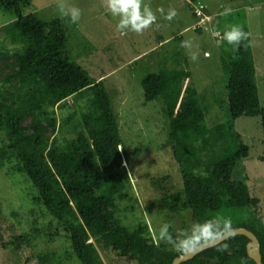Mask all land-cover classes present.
<instances>
[{
    "label": "trees",
    "instance_id": "trees-1",
    "mask_svg": "<svg viewBox=\"0 0 264 264\" xmlns=\"http://www.w3.org/2000/svg\"><path fill=\"white\" fill-rule=\"evenodd\" d=\"M31 1L0 0V9L15 17L0 27V40L9 44L0 43V170L10 166L25 177L31 192L28 200L48 219L40 232L51 239L64 238L65 256L79 264L131 259L138 264H171L183 253L153 238L146 222L126 226L118 216V203L132 199L127 192L131 182L110 94L102 80L93 79L63 51L67 19L44 21L26 13ZM192 14L200 20L193 9ZM194 29L200 32L202 26ZM223 42L231 49L221 59L228 76L224 96L229 117L260 118L263 152L259 159L264 162V107L259 103L249 36L238 48ZM180 60L176 62L184 67H160L140 81L143 103L160 104L165 144L180 177V190L163 193L157 202L173 214L190 212L195 223L230 219L232 229L244 228L256 236L264 264V218L255 214L259 200L250 195L247 177L235 176L249 148L236 133L237 149L216 157V144L227 130L209 128V103L193 86L186 58ZM70 98L75 105L83 101L84 106L66 110L58 122L55 110L65 107ZM68 126L71 136L60 138ZM166 179H151V184L161 188ZM244 209L245 216L240 212ZM38 236L21 234L5 244L0 235V246L18 249ZM247 242L244 236H232L181 264H254L246 254ZM223 243L228 250L218 251ZM51 258L58 255L42 253L38 262L50 264Z\"/></svg>",
    "mask_w": 264,
    "mask_h": 264
},
{
    "label": "rangeland",
    "instance_id": "rangeland-1",
    "mask_svg": "<svg viewBox=\"0 0 264 264\" xmlns=\"http://www.w3.org/2000/svg\"><path fill=\"white\" fill-rule=\"evenodd\" d=\"M59 2L32 0L25 12L34 13L44 21L59 19ZM64 2L79 7L82 15L77 23L66 18L67 40L63 51L93 79L102 80L111 96L121 138L127 149L131 182L127 192L132 199L118 203V216L122 223L131 226L144 221L153 238L165 224L171 225L176 237L189 231L195 224L190 212L173 214L161 209L157 202L163 193L169 195L180 190V177L170 148L165 144L166 123L160 104L157 101L144 104L140 87L143 77L157 72L160 67H184L176 62L184 57L193 86L203 94L206 104L209 103L206 112L209 128L222 126L218 127L219 130H227V136L216 144V157H226L237 149V137L233 135L236 133L249 148L247 158L238 162L235 176L239 179L247 177L250 195L259 200L255 214L264 218V162L259 159L263 152L260 118L229 117L227 98L224 96L228 76L221 63L222 57L231 52L223 42L227 28H246L256 71L259 103L263 108L264 0H141L142 15L150 9L156 21L140 34L130 31L129 25L127 35L117 31L120 16L112 15L105 0ZM159 9L164 10L163 14ZM171 9H175L177 15L169 21L164 16ZM192 9L204 20L200 32L194 29L200 20L193 16ZM14 19L11 11L0 9V27ZM183 41L186 42L185 47H181ZM0 43L9 47L2 39ZM192 54H197L195 61L191 59ZM78 105L83 107L84 102ZM78 105L71 98L66 100L65 107L55 110L57 121L60 116H65L66 110L78 109ZM70 126L63 130L60 138L71 136ZM162 176L167 179L161 188L151 184V179ZM29 194V184L23 175L10 166L0 170V235L3 242L7 244L21 234L31 236L39 233L38 237L31 238L30 243L20 245L18 249L10 245L7 248L0 246V264H39L38 255L47 252L58 255V258H51L50 264H79L72 257L65 256L68 244L64 238L51 239V235L40 232L48 219L43 217L38 207L31 205L27 197ZM152 202H155V206ZM240 212L245 216L247 211L244 209ZM233 215V219H236ZM118 264L138 263L131 259Z\"/></svg>",
    "mask_w": 264,
    "mask_h": 264
},
{
    "label": "clouds",
    "instance_id": "clouds-1",
    "mask_svg": "<svg viewBox=\"0 0 264 264\" xmlns=\"http://www.w3.org/2000/svg\"><path fill=\"white\" fill-rule=\"evenodd\" d=\"M105 3L113 16H120L116 28L123 35H127L129 25L131 26L130 31L140 34L156 21V16L150 9L142 15L141 0H105ZM57 9L61 18H68L72 23L79 22L82 15V10L79 7L68 5L64 0H60L57 4ZM159 11L162 14L164 12L163 9H159ZM176 15V10L171 9L164 18L170 21ZM247 37L248 33L243 30L242 26H231L230 30L224 33V39L235 48H238ZM185 46L186 42L183 41L181 47ZM205 55L208 54L206 53ZM191 59L195 61L197 54H192ZM170 227V224H165L159 230L156 238L158 241L169 244L174 250L182 253L194 252L201 245L213 240H220L222 237L227 238L232 231L231 220L223 217L206 220L203 223H195L189 231L177 237H174L169 231ZM217 250L227 251L228 245L223 243L217 247Z\"/></svg>",
    "mask_w": 264,
    "mask_h": 264
},
{
    "label": "water",
    "instance_id": "water-1",
    "mask_svg": "<svg viewBox=\"0 0 264 264\" xmlns=\"http://www.w3.org/2000/svg\"><path fill=\"white\" fill-rule=\"evenodd\" d=\"M238 235L244 236L248 240V242L246 244L247 256L254 262V264H262L260 249H259V242H258L256 236L252 232H250L244 228H235V229H232V231L229 233L227 238L232 237V236H238ZM227 238L222 237L220 240H213L207 244L201 245V247L198 248L194 252L183 253V254L177 256L176 258H174L172 260L171 264H181L183 262L191 260L194 257L198 256L203 251L219 245L221 242H223ZM201 259L206 260L205 258H201ZM212 261H216V260H212Z\"/></svg>",
    "mask_w": 264,
    "mask_h": 264
},
{
    "label": "built area",
    "instance_id": "built-area-1",
    "mask_svg": "<svg viewBox=\"0 0 264 264\" xmlns=\"http://www.w3.org/2000/svg\"><path fill=\"white\" fill-rule=\"evenodd\" d=\"M197 15H199V16H201L200 14H198V13H196ZM203 23V19L202 18H200V25ZM195 28V27H194Z\"/></svg>",
    "mask_w": 264,
    "mask_h": 264
}]
</instances>
